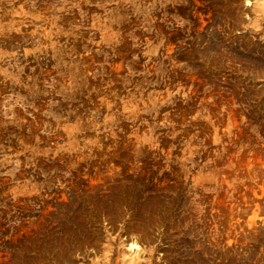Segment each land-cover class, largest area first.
<instances>
[{"label":"rangeland","instance_id":"374dc122","mask_svg":"<svg viewBox=\"0 0 264 264\" xmlns=\"http://www.w3.org/2000/svg\"><path fill=\"white\" fill-rule=\"evenodd\" d=\"M0 264H264V0H0Z\"/></svg>","mask_w":264,"mask_h":264},{"label":"bare ground","instance_id":"6f19581e","mask_svg":"<svg viewBox=\"0 0 264 264\" xmlns=\"http://www.w3.org/2000/svg\"><path fill=\"white\" fill-rule=\"evenodd\" d=\"M131 240H133V239H131ZM133 245H136L134 242L133 243H131V247L133 246ZM130 259V258H129ZM130 262H131V260H129Z\"/></svg>","mask_w":264,"mask_h":264}]
</instances>
